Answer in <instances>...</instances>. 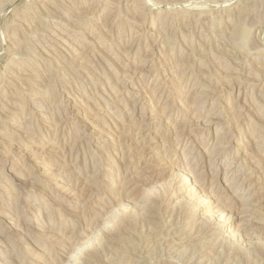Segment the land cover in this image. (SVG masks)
<instances>
[{
	"label": "rangeland",
	"instance_id": "obj_1",
	"mask_svg": "<svg viewBox=\"0 0 264 264\" xmlns=\"http://www.w3.org/2000/svg\"><path fill=\"white\" fill-rule=\"evenodd\" d=\"M0 264H264V0H0Z\"/></svg>",
	"mask_w": 264,
	"mask_h": 264
},
{
	"label": "bare ground",
	"instance_id": "obj_2",
	"mask_svg": "<svg viewBox=\"0 0 264 264\" xmlns=\"http://www.w3.org/2000/svg\"><path fill=\"white\" fill-rule=\"evenodd\" d=\"M75 254H77V253H75ZM194 255V254H193ZM75 256V255H74Z\"/></svg>",
	"mask_w": 264,
	"mask_h": 264
}]
</instances>
